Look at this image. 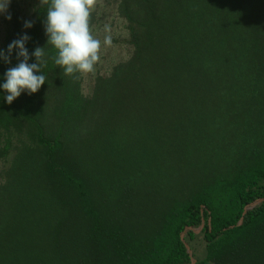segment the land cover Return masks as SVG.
Returning <instances> with one entry per match:
<instances>
[{"label": "trees", "instance_id": "1", "mask_svg": "<svg viewBox=\"0 0 264 264\" xmlns=\"http://www.w3.org/2000/svg\"><path fill=\"white\" fill-rule=\"evenodd\" d=\"M47 2L11 0L0 49L44 46ZM116 14L130 55L87 94L49 59L36 93L0 99V264H264V0Z\"/></svg>", "mask_w": 264, "mask_h": 264}, {"label": "clouds", "instance_id": "2", "mask_svg": "<svg viewBox=\"0 0 264 264\" xmlns=\"http://www.w3.org/2000/svg\"><path fill=\"white\" fill-rule=\"evenodd\" d=\"M11 0H0V15L7 13ZM92 0H48L43 28L46 42L30 54L26 44L31 39L27 31L12 40L6 49H0V63H11L15 51L18 63L7 68L0 76V99L11 104L22 93L34 94L46 83L41 68L51 59L65 74L89 73L100 59L101 40L95 38L89 28ZM11 19V15H7ZM32 20H25L23 29L33 27ZM103 43H111L106 36ZM46 49L54 50L48 55ZM34 58V62H29Z\"/></svg>", "mask_w": 264, "mask_h": 264}, {"label": "rangeland", "instance_id": "3", "mask_svg": "<svg viewBox=\"0 0 264 264\" xmlns=\"http://www.w3.org/2000/svg\"><path fill=\"white\" fill-rule=\"evenodd\" d=\"M22 6L23 11L28 13L31 7L43 0H16ZM119 0H92L90 12H95L97 22L90 28L92 35L101 40L99 50L100 59L96 62L93 71L81 73L82 91L87 94L90 91L91 84L97 75L105 74L110 67L125 60L130 55V47L125 43L127 33L124 21L116 14V6ZM3 15H0L2 23ZM111 38V43L105 45L104 38Z\"/></svg>", "mask_w": 264, "mask_h": 264}, {"label": "water", "instance_id": "4", "mask_svg": "<svg viewBox=\"0 0 264 264\" xmlns=\"http://www.w3.org/2000/svg\"><path fill=\"white\" fill-rule=\"evenodd\" d=\"M259 201H261V199L257 200V202H259ZM255 204H256V203H252L251 205L247 206V207L245 208V210H247L249 207L254 206ZM240 224H241V219H240L239 222L237 223V226L240 225ZM200 228H201V227H200ZM196 231H199V229L196 230ZM189 252H190V250H189ZM190 255H191V253H190ZM194 262H195V261L192 260L190 264H194Z\"/></svg>", "mask_w": 264, "mask_h": 264}]
</instances>
